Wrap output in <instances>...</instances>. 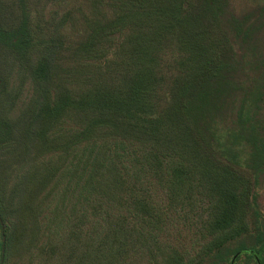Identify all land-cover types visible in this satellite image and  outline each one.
Wrapping results in <instances>:
<instances>
[{"label":"trees","instance_id":"trees-1","mask_svg":"<svg viewBox=\"0 0 264 264\" xmlns=\"http://www.w3.org/2000/svg\"><path fill=\"white\" fill-rule=\"evenodd\" d=\"M84 2L75 41L0 23V264H264V11Z\"/></svg>","mask_w":264,"mask_h":264},{"label":"rangeland","instance_id":"rangeland-1","mask_svg":"<svg viewBox=\"0 0 264 264\" xmlns=\"http://www.w3.org/2000/svg\"><path fill=\"white\" fill-rule=\"evenodd\" d=\"M230 4L233 12L239 17L251 13H254L256 17H260L261 11H264V0H230ZM87 7L88 4L84 0H24L23 5H21L20 0H0V23L3 28L11 30L18 27L24 17L28 16L32 27L35 28L33 31L36 30L42 38L48 39L52 35H64L67 40L75 41L83 28L80 25V18H78L80 16L79 10L81 8L88 9ZM65 19H67V23H64ZM63 23L65 25L61 27ZM256 39L257 58L260 59L264 57V26ZM3 70L8 72L7 76L9 75V89L21 93L18 102L19 108L23 109L31 98L32 81L26 74L19 72L20 67L12 70V68L2 64L0 65V73ZM16 112L19 113L20 111L17 109ZM259 116L264 120V102L261 104ZM258 180L256 188L258 191V204L264 213V174ZM183 227L185 228V226ZM170 236L173 238V244L177 246L186 245L189 250L192 242H195L196 245L202 244L200 241H191L189 239L191 234L180 232L179 229H176ZM237 245L238 242H234L231 248H235ZM190 251H192V248ZM246 262L247 260L243 258L238 264H245Z\"/></svg>","mask_w":264,"mask_h":264},{"label":"water","instance_id":"water-1","mask_svg":"<svg viewBox=\"0 0 264 264\" xmlns=\"http://www.w3.org/2000/svg\"><path fill=\"white\" fill-rule=\"evenodd\" d=\"M237 257H238V255L234 256L233 261H232V264L236 260Z\"/></svg>","mask_w":264,"mask_h":264},{"label":"flooded vegetation","instance_id":"flooded-vegetation-1","mask_svg":"<svg viewBox=\"0 0 264 264\" xmlns=\"http://www.w3.org/2000/svg\"><path fill=\"white\" fill-rule=\"evenodd\" d=\"M235 262V261H234ZM234 262H233V264H234Z\"/></svg>","mask_w":264,"mask_h":264}]
</instances>
